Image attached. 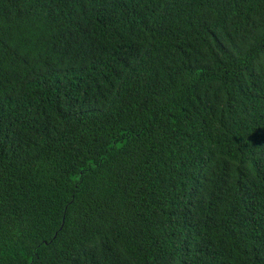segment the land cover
Listing matches in <instances>:
<instances>
[{
  "label": "trees",
  "instance_id": "trees-1",
  "mask_svg": "<svg viewBox=\"0 0 264 264\" xmlns=\"http://www.w3.org/2000/svg\"><path fill=\"white\" fill-rule=\"evenodd\" d=\"M0 264H264V0H0Z\"/></svg>",
  "mask_w": 264,
  "mask_h": 264
}]
</instances>
